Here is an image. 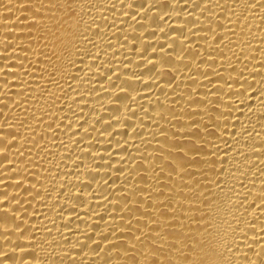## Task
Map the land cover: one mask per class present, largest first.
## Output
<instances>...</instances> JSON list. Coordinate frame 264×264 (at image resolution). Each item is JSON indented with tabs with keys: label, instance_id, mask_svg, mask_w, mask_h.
Masks as SVG:
<instances>
[{
	"label": "bare ground",
	"instance_id": "1",
	"mask_svg": "<svg viewBox=\"0 0 264 264\" xmlns=\"http://www.w3.org/2000/svg\"><path fill=\"white\" fill-rule=\"evenodd\" d=\"M0 264H264V0H0Z\"/></svg>",
	"mask_w": 264,
	"mask_h": 264
}]
</instances>
